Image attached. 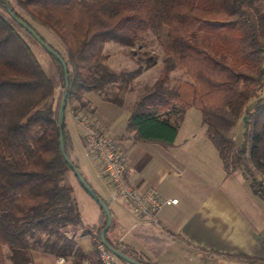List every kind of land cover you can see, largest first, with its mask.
<instances>
[{
	"label": "trees",
	"instance_id": "trees-1",
	"mask_svg": "<svg viewBox=\"0 0 264 264\" xmlns=\"http://www.w3.org/2000/svg\"><path fill=\"white\" fill-rule=\"evenodd\" d=\"M17 19L65 60L66 112L87 115L86 94L95 91L128 108V128L137 139L172 144L187 110L198 108L226 169L240 170L264 202V0H0V264H33L35 250L75 253L78 264L88 259L67 235L84 223L73 188L64 183L72 170L60 146L62 98L24 33L33 35ZM149 39L162 47L161 72L128 101L158 56L146 50L136 68H114L106 45L135 54ZM51 56L66 89L63 65ZM240 122L244 141L237 146ZM62 129L66 152L79 168L66 114ZM106 222L102 209L100 224L87 232L101 239ZM106 238L129 257L153 264ZM159 241L163 246L168 240ZM97 252L94 242L93 256Z\"/></svg>",
	"mask_w": 264,
	"mask_h": 264
},
{
	"label": "crops",
	"instance_id": "crops-1",
	"mask_svg": "<svg viewBox=\"0 0 264 264\" xmlns=\"http://www.w3.org/2000/svg\"><path fill=\"white\" fill-rule=\"evenodd\" d=\"M86 101L91 112L80 113L116 139L127 155L128 178L133 186L140 192L156 189L165 198H178L177 204L160 211L157 222L140 218L127 202L130 208L119 200L110 204L114 217L110 229L119 220L116 210H121L134 217L131 227L135 230V237L126 242L110 237L109 229L111 241L130 246L153 264H264V202L254 194L245 175L226 169L206 133L202 114L190 119L188 109L174 143L167 144L137 139L128 128L130 111L125 106L105 100L95 91L86 94ZM66 123L73 159L80 170L82 158L89 160V168L114 202L115 188L103 163L87 147L84 131L69 110ZM101 220L102 208L98 221L91 226ZM67 235L75 237L89 264H101L99 253L93 256L95 236L81 228L75 235L72 231ZM160 236L168 240L163 246H159ZM74 254L64 257L35 250L32 260L33 264H56L58 257H64L66 264H78Z\"/></svg>",
	"mask_w": 264,
	"mask_h": 264
},
{
	"label": "rangeland",
	"instance_id": "rangeland-1",
	"mask_svg": "<svg viewBox=\"0 0 264 264\" xmlns=\"http://www.w3.org/2000/svg\"><path fill=\"white\" fill-rule=\"evenodd\" d=\"M40 31V33L43 36H46L52 41V37L48 35L46 30L41 28L40 26L37 27ZM24 33V32H23ZM25 38L27 39L28 43L32 47L34 53L38 57L40 63L44 67L46 73L54 80V82L57 85V97L60 95L61 98H63L65 89L62 88V82L59 75V71L57 68V65L46 48H44L36 39L30 37L26 33H24ZM148 45L147 47L140 48L137 46L134 48L135 54L131 52L129 47L116 44L114 42H110L106 45V53L108 54V62L114 67V68H127V69H134L137 67V62L139 56L142 55V52H145L146 50H151L153 54H156L158 56V61L155 66L152 68L145 70L135 82V91L133 93H130L127 95L128 101L133 100L137 93L141 92L143 88L146 85H149L150 83H153L157 77L159 76L162 68V57H163V50L160 45V42L157 40L150 41V39L147 41ZM145 65V63H143ZM180 72L175 71L173 73L174 76H178ZM190 119L197 118L202 113L198 108L192 107L190 108ZM244 141V128L243 124L240 122L236 128H235V143L237 146L242 145ZM78 164L80 165L81 169L83 170L82 174L86 178L87 182L98 192H100L105 199H108V201L112 203H116V201L111 202L109 199V195L107 192L104 191V187L100 185V182L98 178H96L93 174V170L89 167H92L89 160L82 158ZM78 161V160H77ZM77 163V162H76ZM86 163V164H85ZM80 170V171H82ZM237 172H241L240 170H237ZM242 173V172H241ZM64 183L69 184L73 188V196L78 202V206L81 212V217L83 220V227L82 230H87L91 227V225L94 222H97L100 216L101 212V206L100 204L83 188V186L80 184L79 180L75 177L74 173L72 171H69L66 174V178L64 179ZM119 202L126 205L128 208H130L129 205H127L125 199H119ZM113 205V204H112ZM116 209V208H115ZM132 209V208H131ZM116 213L118 215L119 220L116 219L115 224L112 226V228L109 230L110 237L121 239L123 238L124 241L130 242L133 237H135V230L132 229L133 224V218L128 212H123L121 210H116ZM112 216V221H113ZM130 231V235L124 236L126 232ZM124 236V237H123ZM100 238H96L95 242L99 240ZM122 239V240H123ZM97 249V246H96ZM98 251V249H97ZM98 253V252H97ZM98 255V254H97Z\"/></svg>",
	"mask_w": 264,
	"mask_h": 264
},
{
	"label": "built area",
	"instance_id": "built-area-1",
	"mask_svg": "<svg viewBox=\"0 0 264 264\" xmlns=\"http://www.w3.org/2000/svg\"><path fill=\"white\" fill-rule=\"evenodd\" d=\"M68 110L82 127L87 147L101 159L104 172L115 188L111 200L125 199L137 216L150 222L158 221V215L165 206L178 203V198H165L156 189L145 192L136 189L128 178L127 155L116 139L87 116ZM96 246L101 264H124L101 239L96 241ZM56 264H66L65 258L58 257ZM84 264L89 262L85 260Z\"/></svg>",
	"mask_w": 264,
	"mask_h": 264
},
{
	"label": "water",
	"instance_id": "water-1",
	"mask_svg": "<svg viewBox=\"0 0 264 264\" xmlns=\"http://www.w3.org/2000/svg\"><path fill=\"white\" fill-rule=\"evenodd\" d=\"M18 22H20L24 27L28 28L33 37L44 47L46 50L49 51L52 55H54L63 65L64 71H65V83H66V89L61 101L60 105V113H59V128H60V146L62 150V154L66 160V162L69 164L71 170L74 172L75 176L79 180L80 184L83 186V188L100 204L101 208L104 210L107 222L105 227L101 231V241L108 247V249L113 252L120 260H123L127 262L128 264H143L128 255L121 252L119 249L115 248L106 238L107 232L110 229L112 225V211L110 209V206L103 200L93 189V187L87 182L86 178L83 176L80 169L72 162L70 157L68 156L65 144H64V138H63V123L65 119L66 114V106H67V95L70 88L69 80H68V70H67V64L65 60L61 57V55L54 50L47 42H45L39 34H37L32 28H30L25 22H23L21 19H17Z\"/></svg>",
	"mask_w": 264,
	"mask_h": 264
}]
</instances>
